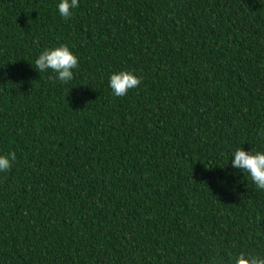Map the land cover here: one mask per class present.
I'll return each mask as SVG.
<instances>
[{
    "label": "trees",
    "instance_id": "16d2710c",
    "mask_svg": "<svg viewBox=\"0 0 264 264\" xmlns=\"http://www.w3.org/2000/svg\"><path fill=\"white\" fill-rule=\"evenodd\" d=\"M0 0V264L264 256V0ZM67 45L68 83L35 70ZM141 85L116 97L113 73Z\"/></svg>",
    "mask_w": 264,
    "mask_h": 264
},
{
    "label": "clouds",
    "instance_id": "9594fccd",
    "mask_svg": "<svg viewBox=\"0 0 264 264\" xmlns=\"http://www.w3.org/2000/svg\"><path fill=\"white\" fill-rule=\"evenodd\" d=\"M79 6V0H60L59 15L68 20L73 16V10ZM34 68L39 74L51 72L52 75L48 77L50 81L66 84L73 80V70H78L79 60L67 45H60L54 48H45L35 60ZM141 83L142 78L129 71L113 73L109 79V86L116 97L127 96L130 90L138 88ZM232 157V167L247 173L255 187L264 191V152H246L240 147L233 152ZM16 159L14 151L7 155H0V173L10 172ZM232 264H264V256L245 255L244 252H240L232 259Z\"/></svg>",
    "mask_w": 264,
    "mask_h": 264
}]
</instances>
